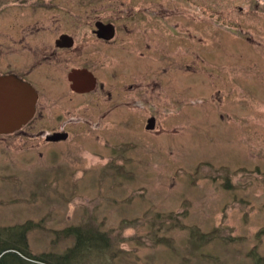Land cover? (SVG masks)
<instances>
[{
  "label": "rangeland",
  "instance_id": "1",
  "mask_svg": "<svg viewBox=\"0 0 264 264\" xmlns=\"http://www.w3.org/2000/svg\"><path fill=\"white\" fill-rule=\"evenodd\" d=\"M134 1L62 2L80 11L83 31L95 9L120 16ZM156 1L168 14L142 37L150 75L142 86L159 82L160 101L145 103L154 112L144 105L126 113L125 148L119 132L90 127L58 144L45 142L51 132H33V140L0 135V250L32 258L16 264L264 259V0H147L146 7ZM8 18L0 15L5 44ZM128 26L125 43H134L144 24ZM150 114L154 132L144 129Z\"/></svg>",
  "mask_w": 264,
  "mask_h": 264
},
{
  "label": "flooded vegetation",
  "instance_id": "2",
  "mask_svg": "<svg viewBox=\"0 0 264 264\" xmlns=\"http://www.w3.org/2000/svg\"><path fill=\"white\" fill-rule=\"evenodd\" d=\"M62 1L0 0V15L6 12L10 17L2 22L10 31L8 43L0 40V78L24 86L28 92L22 102H34L32 115L18 112L17 127L9 132L28 140L36 137L33 132L37 136L51 132L43 136L45 142L58 144L68 139V132L90 127L92 132H119L116 136L120 135L125 148L126 113L144 105L154 112L155 104L145 103L160 101L153 91L160 88L159 82L150 79L142 86L150 76L142 48L148 49L149 44L142 37L146 26L161 24L168 11L159 1L149 10L147 0H138L139 5L129 6L120 16L95 9L82 31L80 11L72 13ZM127 1L130 5L131 0ZM77 7L81 8L80 1ZM135 22L144 24L141 36L125 43V34L132 32L128 24ZM139 73L142 78L133 80ZM145 122L146 132L156 131L155 114Z\"/></svg>",
  "mask_w": 264,
  "mask_h": 264
},
{
  "label": "water",
  "instance_id": "3",
  "mask_svg": "<svg viewBox=\"0 0 264 264\" xmlns=\"http://www.w3.org/2000/svg\"><path fill=\"white\" fill-rule=\"evenodd\" d=\"M27 92L28 90L24 86L14 83L11 79L0 78V135L13 133L9 131L17 127V125L14 126V117L18 112H24L23 115H32L33 100L30 99L29 105L21 100ZM19 121L20 119H17L16 124Z\"/></svg>",
  "mask_w": 264,
  "mask_h": 264
},
{
  "label": "trees",
  "instance_id": "4",
  "mask_svg": "<svg viewBox=\"0 0 264 264\" xmlns=\"http://www.w3.org/2000/svg\"><path fill=\"white\" fill-rule=\"evenodd\" d=\"M91 241H92V239H91ZM22 242H23V239H22ZM9 250H13L15 253H11V252L8 253L7 251H9ZM6 254H10V256H12L14 260H16V261H11L12 262L11 264H16L17 262L18 263L22 262L24 260L22 257H26V255L18 249L3 248L0 250V264H5L4 263V256ZM26 258L29 260L32 259V258H28V257H26ZM33 261H35V264H48L46 262H43V260H36L35 259ZM256 264H264V259L258 258V260L256 261Z\"/></svg>",
  "mask_w": 264,
  "mask_h": 264
}]
</instances>
